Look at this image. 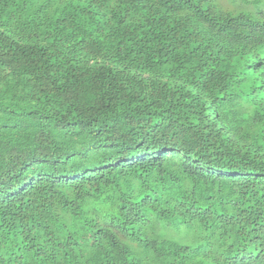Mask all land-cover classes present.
<instances>
[{"label":"trees","instance_id":"16d2710c","mask_svg":"<svg viewBox=\"0 0 264 264\" xmlns=\"http://www.w3.org/2000/svg\"><path fill=\"white\" fill-rule=\"evenodd\" d=\"M0 264H264V0H0Z\"/></svg>","mask_w":264,"mask_h":264},{"label":"rangeland","instance_id":"374dc122","mask_svg":"<svg viewBox=\"0 0 264 264\" xmlns=\"http://www.w3.org/2000/svg\"><path fill=\"white\" fill-rule=\"evenodd\" d=\"M241 6H245V5H243L241 2H238V4H237V6L236 7H239V8H241ZM236 7L234 8V9H236ZM230 8V7H229ZM228 9V8H227Z\"/></svg>","mask_w":264,"mask_h":264}]
</instances>
